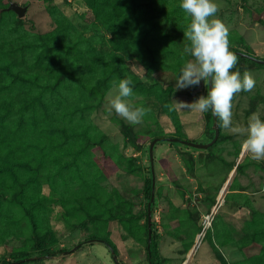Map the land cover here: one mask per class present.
<instances>
[{"label":"rangeland","instance_id":"374dc122","mask_svg":"<svg viewBox=\"0 0 264 264\" xmlns=\"http://www.w3.org/2000/svg\"><path fill=\"white\" fill-rule=\"evenodd\" d=\"M10 1L26 6L23 17L6 10ZM215 2L219 9L217 16L229 28L230 50L264 58V0ZM180 3L181 0H96L92 4L89 0H0V11L5 12L0 18V57L23 62L26 72L38 73L35 84L24 80L23 84L4 82V86L10 85L11 92L0 96L51 102L50 110L40 113L37 130L27 129L24 133L25 137H42L46 146L41 192H56L72 201L87 190L79 191L75 182L65 186L58 176H51L57 164L67 158L61 128L66 126L73 134L79 132L72 144L74 153L84 141L83 129L92 135L100 132L102 145L91 146L87 154L79 156L80 165L86 163L88 178L95 182L94 189L100 194L101 203L95 205L99 210L116 207L117 193L129 200L135 216L131 229L117 219L94 218L82 222V213L69 212L70 203L53 201L43 213L42 225L51 231L48 247L54 253L26 264H115L104 244L83 243L91 239L88 236L92 232L98 235L96 238L115 246L120 264H149L144 227L147 200L143 190L151 139L179 136L205 143L214 135L212 121L207 120L205 113L181 108L177 103H190L206 94L204 86L193 97L191 93L196 87L175 90L180 68L190 58L183 51L189 43L183 31L190 17L179 7ZM112 28L116 35L110 31ZM138 30L147 46L136 43L129 49L128 45L115 49L111 39L116 36L121 45H126V40ZM54 32L61 47L78 41L84 48L83 61H87L79 62L74 68L81 70L78 74L86 83H96L107 70L106 65L116 61L112 54L119 55L123 72L135 84L131 85L133 103L151 109L142 123L129 124L114 110L108 111L107 97L113 90V80H118L116 77L110 78L102 96L83 92L67 79L58 84L59 95L51 92V84L69 69L63 62L45 60L46 42L52 45ZM147 49L155 53V65L149 71L143 63L149 58ZM237 58L232 70L241 73L248 70L255 79L252 91L240 92L232 101L233 123L246 126L253 112L264 119V65ZM85 102H90L92 107L82 117L78 112L70 116L76 104ZM244 138L219 126L218 137L209 149L177 142L155 144L151 224L161 264H263L264 160L255 161L245 153ZM239 164H243L240 169ZM63 212L72 219L66 220ZM3 216L4 213L0 217V259H9L8 254L17 249L34 252L35 242L16 234V227L5 225ZM20 227L28 228L24 219ZM80 242L81 246L62 254V250Z\"/></svg>","mask_w":264,"mask_h":264},{"label":"trees","instance_id":"16d2710c","mask_svg":"<svg viewBox=\"0 0 264 264\" xmlns=\"http://www.w3.org/2000/svg\"><path fill=\"white\" fill-rule=\"evenodd\" d=\"M95 1L96 0H89V4H92ZM3 13H5L3 10L0 11V18ZM137 22L140 26L139 20H137ZM103 23L106 25L105 22ZM110 31L116 35V30H114V28ZM146 31L148 32L149 30L147 29ZM111 40L114 43L116 50H119L121 46L127 45L129 49L136 43L147 46V43L141 39L139 30L132 36V38H128V40H126V45H121L119 41L116 40V36ZM45 41L46 40L43 39V42ZM88 43L91 46L90 41H88ZM46 46L47 55H45V60L48 59L49 61L63 62L69 66L68 71H63L64 76L61 79L59 77L56 82L51 84L52 86L50 87L52 93L59 95L60 90L58 84L67 79L68 82L75 83L77 88L82 89L83 92L90 95L99 94L102 96L104 91L109 87L110 78L112 76L116 77L118 80L130 78L123 72L121 58L119 55L112 54V57L114 59L116 58V61L112 64L110 63L106 65L108 68L102 74V77L98 78L96 83H86L81 79V75L78 74L81 70L74 68L76 65H79V62L83 61L84 57L82 54H85L84 48L79 46L78 41L70 46L62 45L61 47L58 42L57 32H54L52 35V45L49 46L46 42ZM75 50L79 52H75ZM147 55L149 58L143 63L145 65V69L149 71V67L155 65V53L153 50L150 51L147 49ZM78 57L81 60H79ZM86 61L87 60L83 62ZM178 64L181 63L178 62ZM22 80L29 82L30 84H35L38 80V73L26 72L23 68V62L18 63L15 59L0 57V95H8L11 92L10 85L15 82L23 84ZM6 81H11V84L9 86H4V82ZM139 83L137 84L139 85ZM132 84L134 83L132 82ZM99 102L100 100L98 99L97 103ZM50 103H47L40 98H22L21 100H15L11 97H5L3 99L0 96V217L4 213V224L16 227V234L24 235L26 240H33L36 245L34 252L26 251L25 249H17L10 252L8 254L9 259L1 258L0 264H6L21 258L31 257L30 255L36 254L38 256H46L54 253V251L50 250L48 247L50 241L49 235L51 231H49L48 227L45 228L42 225V218L44 216L43 213L50 209L51 202L53 201L60 200L64 205L66 203H70L68 205L71 208L69 212L82 213L83 217L80 218L82 219V222L92 221L94 218H102L105 220L117 219L128 229H131V225L135 223V216L131 212L132 204L122 195L119 196L117 193L115 194L116 207L110 206L109 208L99 210L98 206L95 205L101 203L100 194H98L94 189L95 182L92 180L90 181L88 178L86 163L82 162L80 165L79 162L81 160V154H87V149L89 147L102 145L103 136L100 132L97 135H92L83 129L82 134H80L84 138V141H82L79 150L74 153L72 151V144L75 143V140L77 139L76 136L79 132L73 134L71 131L67 130L66 126L61 128L62 139L67 144V158L64 162H61L59 166L57 164V169L51 176H58L61 179L60 183L65 186L68 183L73 185L75 182L74 186L79 191H83L85 189L87 190L74 196L72 201H69L67 197L56 194V192L51 194H44L41 192V178L45 177V174L43 173V153L46 146L42 137L36 135L33 137H28L26 135L25 137L24 133H26L27 129L32 132L37 130L40 125V113L46 114L50 110ZM90 107H92L90 102L76 104L73 111H70V116H73L75 112H78L82 117V114H84V112ZM205 114L207 120H210L213 123L211 111L206 112ZM209 148L210 147L206 149ZM242 165L243 164H239L238 169H240ZM147 173L148 175L145 178L143 190L144 197L147 200L146 207L144 208V211H146L144 213L146 217V222L144 224L146 233L147 203L151 196L150 164L147 168ZM104 203H107V201H104ZM11 211H15V213L12 215ZM62 215L66 218V220L72 219V217L66 212H63ZM23 219L28 224V228L26 229L20 227L21 220ZM1 233L2 232L0 230V234ZM96 237H98V235L94 232L90 233L88 236V238ZM105 241L108 242V240ZM108 243L111 244L110 242ZM111 246L117 254L115 246L112 244ZM146 258L149 264H161L153 228L151 243L149 247L146 245ZM33 261L34 260H28L25 261V263L23 262L20 264L31 263ZM262 263L264 264V261Z\"/></svg>","mask_w":264,"mask_h":264},{"label":"clouds","instance_id":"9594fccd","mask_svg":"<svg viewBox=\"0 0 264 264\" xmlns=\"http://www.w3.org/2000/svg\"><path fill=\"white\" fill-rule=\"evenodd\" d=\"M179 7L190 17L183 31L189 42L184 53L190 57L180 68L175 90L199 87L201 83L206 94L194 101L177 102L181 108L194 109L200 113H211L218 119L219 126L228 133L245 137L242 147L255 161L264 160V119L253 112L246 126L233 123V97L240 92H250L255 87L252 73L232 69L238 63L237 56L230 51L229 28L217 16L215 0H181ZM113 90L107 97V109L115 111L129 124L142 123L150 108L136 106L131 78L113 80Z\"/></svg>","mask_w":264,"mask_h":264},{"label":"water","instance_id":"95a60500","mask_svg":"<svg viewBox=\"0 0 264 264\" xmlns=\"http://www.w3.org/2000/svg\"><path fill=\"white\" fill-rule=\"evenodd\" d=\"M6 10H12L16 13V15L21 18L25 15L26 12V6H22L20 4H18L15 1H10L9 5L7 6ZM232 51L236 56L245 58L247 60H250L252 62H255L257 64H263L264 65V58H259L257 56L251 55L249 53L243 52L241 50H230ZM203 88V84L201 83V85L199 87H196L192 93H191V97L195 96L196 92L200 91ZM212 118H213V123H212V129L214 131V135L211 138L210 141L205 142V143H199V142H194L191 140H185V139H180L178 137L175 136H157L154 137L149 145H148V158H149V162H150V170H151V196H150V200L147 203V247H149L151 240H152V225H151V207H152V203H153V198H154V187H155V174H154V170H153V152H154V146L157 142H161V141H166V142H177V143H181L184 145H187L189 147H193L196 149H206L208 147H210L212 144H214V142L216 141L218 134H219V124L217 121V118L212 114ZM94 242H99L104 244L107 249L109 250L111 257L114 261L115 264H120L119 260H118V256L114 250V248L111 246V244H109L107 241H105L104 239H100V238H91L86 240L83 243H94ZM82 242L76 244L73 248L69 249V250H64L62 251V254H68L69 252H72L73 250H75L77 247L81 246ZM42 257H51L49 255L46 256H31V257H27V258H21L6 264H19L28 260H36L38 258H42Z\"/></svg>","mask_w":264,"mask_h":264}]
</instances>
